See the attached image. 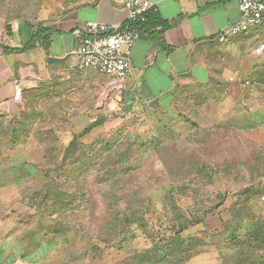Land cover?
I'll return each instance as SVG.
<instances>
[{
	"label": "rangeland",
	"instance_id": "rangeland-1",
	"mask_svg": "<svg viewBox=\"0 0 264 264\" xmlns=\"http://www.w3.org/2000/svg\"><path fill=\"white\" fill-rule=\"evenodd\" d=\"M45 2L0 0V15L15 20ZM262 38V27L213 37L206 78L183 81L166 106L109 91L112 78L93 69L71 87L32 88L21 114L0 118V264L38 257L41 224L70 236L56 235L36 264H264V237H249L264 231V54L253 51ZM95 119L104 123L70 149ZM70 185L86 188L82 208L43 215L63 202L51 192ZM121 209L138 212L111 228ZM177 235L191 257L165 262Z\"/></svg>",
	"mask_w": 264,
	"mask_h": 264
},
{
	"label": "crops",
	"instance_id": "crops-1",
	"mask_svg": "<svg viewBox=\"0 0 264 264\" xmlns=\"http://www.w3.org/2000/svg\"><path fill=\"white\" fill-rule=\"evenodd\" d=\"M152 1V13L168 26L161 27L154 19L143 31L133 48L132 70L123 90L126 95L159 100L166 106L183 81L206 78L209 64L203 59L204 49L239 20L240 10L238 0ZM127 18L128 10L116 0H53L15 20L0 15V118L21 114L30 90L42 83L80 84L88 72L75 68L77 31H84L90 20L116 23ZM39 27L44 30L43 38L19 50Z\"/></svg>",
	"mask_w": 264,
	"mask_h": 264
},
{
	"label": "built area",
	"instance_id": "built-area-1",
	"mask_svg": "<svg viewBox=\"0 0 264 264\" xmlns=\"http://www.w3.org/2000/svg\"><path fill=\"white\" fill-rule=\"evenodd\" d=\"M116 3L128 10L127 20L87 21L84 31H77L73 50L76 69H93L112 78L109 91L125 88L132 70L133 48L143 33L141 27L147 22V15L155 7L152 0H116ZM238 4L240 18L219 34L221 41L226 39V34H239L252 27H262L264 32V0H238ZM253 51L256 55L264 54V34Z\"/></svg>",
	"mask_w": 264,
	"mask_h": 264
},
{
	"label": "trees",
	"instance_id": "trees-1",
	"mask_svg": "<svg viewBox=\"0 0 264 264\" xmlns=\"http://www.w3.org/2000/svg\"><path fill=\"white\" fill-rule=\"evenodd\" d=\"M147 18H148L147 22L144 23L141 27L142 32L145 29H147L150 24H152L154 19L157 20V22L159 23V25H161V27L165 28L168 26V23L165 20H163L159 15H156V14L154 15L152 13V11L149 12V14L147 15ZM8 21H10V20H8ZM9 26L10 25H6L7 29H9ZM43 32H44V30L41 27L36 29L32 35L31 40L27 44H25L23 46V48H21L19 50H24V49L32 47L36 43L37 40L43 38L42 37ZM96 72H98V71H96ZM127 97L128 96L125 94V98H127ZM156 101L159 103V105L164 106L163 102H161L159 100H156ZM103 123H104L103 119H101V120L95 119V120L91 121L88 124V126H86L82 131H80L79 134H77V136L74 137V139L71 141V143L69 145V148L74 149L75 147H81L78 139L80 140V138L85 136L87 133H89L91 130H93L98 125H102ZM106 143H107L106 148L108 147L107 152L111 151V153H117L116 151L118 148L115 144H111V143L109 144V142H106ZM115 156H117V154ZM83 180H81V181H83ZM85 183L86 182H81V184H80V182H78L77 186L78 185H84ZM73 185H70L68 187V189H66V193H62L58 197H57L58 191H52L49 198L55 197V200H56V198L63 199V202L61 200H56L57 202L54 203L50 207L52 210H49L46 213H43V215L46 214L48 216V218H55V217L51 216L52 212H57L58 210L59 211L63 210V208H65V207L66 208L71 207L73 210H77V209L82 208L83 205L81 203H76L77 201H75V200H78L82 196L85 195L86 188L83 187L81 189H78V188H75V186L73 187ZM52 193H54V194H52ZM36 195H39V193ZM137 212H138V210H137ZM137 212L131 213V211L128 209H121L120 211H118L116 213L117 214L116 217L122 221L113 220L111 228L113 227L115 222L123 223L124 226L126 223L132 222V218H133V216H135L137 214ZM54 214L55 213H53L52 215H54ZM53 220H55V219H53ZM136 220H137V218H136ZM56 221H59V220H56ZM44 226H45L44 224H41L39 230L44 231L45 234L43 235V237L41 239L38 238L34 248L30 249V250L37 251V253H39V256L34 258V260H32V261H28V258H26V256H25L26 254H23V256H22V259L24 261L30 262V264H36V263H39V262L45 260L47 258V256H49L57 248L56 246L59 245V241L56 239L57 238L56 235L63 234L66 237L70 236L68 234L69 231L61 229V227H59L56 224H53V226L50 225L47 228H45ZM50 232L53 234V236H49V234H51ZM250 233H252L249 235L250 238H253L254 234H257L260 236L262 235L264 237V231L261 229H256L255 231L250 232ZM47 236H49V237L46 238ZM47 242L52 243V245L49 248H46V244H48ZM163 247L165 248L163 250V252L167 253V257L165 259V262H170L171 258H176L180 262H185L191 257V255L187 254L188 249L186 248V240L181 238L180 235H177L173 239H170L169 241H167L163 245ZM73 248H77V247L74 244H73V246H70L69 254L71 252H73L72 251Z\"/></svg>",
	"mask_w": 264,
	"mask_h": 264
}]
</instances>
